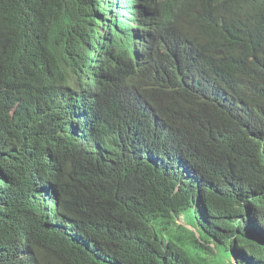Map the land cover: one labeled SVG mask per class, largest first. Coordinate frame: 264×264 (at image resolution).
I'll list each match as a JSON object with an SVG mask.
<instances>
[{
	"label": "trees",
	"instance_id": "16d2710c",
	"mask_svg": "<svg viewBox=\"0 0 264 264\" xmlns=\"http://www.w3.org/2000/svg\"><path fill=\"white\" fill-rule=\"evenodd\" d=\"M0 264H264V0H0Z\"/></svg>",
	"mask_w": 264,
	"mask_h": 264
},
{
	"label": "water",
	"instance_id": "95a60500",
	"mask_svg": "<svg viewBox=\"0 0 264 264\" xmlns=\"http://www.w3.org/2000/svg\"><path fill=\"white\" fill-rule=\"evenodd\" d=\"M233 261H235L234 258H233Z\"/></svg>",
	"mask_w": 264,
	"mask_h": 264
}]
</instances>
